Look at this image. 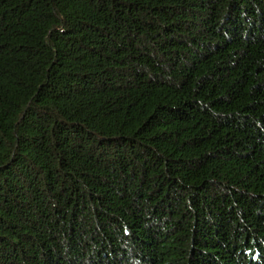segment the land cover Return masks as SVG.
Returning <instances> with one entry per match:
<instances>
[{
  "label": "trees",
  "instance_id": "1",
  "mask_svg": "<svg viewBox=\"0 0 264 264\" xmlns=\"http://www.w3.org/2000/svg\"><path fill=\"white\" fill-rule=\"evenodd\" d=\"M0 264H264V0H0Z\"/></svg>",
  "mask_w": 264,
  "mask_h": 264
}]
</instances>
